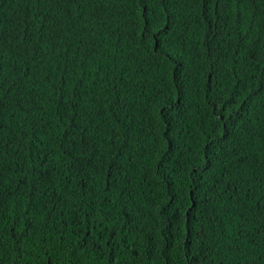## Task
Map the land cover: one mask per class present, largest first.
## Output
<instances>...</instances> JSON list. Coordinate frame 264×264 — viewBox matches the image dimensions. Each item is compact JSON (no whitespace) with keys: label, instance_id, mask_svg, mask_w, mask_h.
<instances>
[{"label":"trees","instance_id":"16d2710c","mask_svg":"<svg viewBox=\"0 0 264 264\" xmlns=\"http://www.w3.org/2000/svg\"><path fill=\"white\" fill-rule=\"evenodd\" d=\"M0 264H264V0H0Z\"/></svg>","mask_w":264,"mask_h":264}]
</instances>
